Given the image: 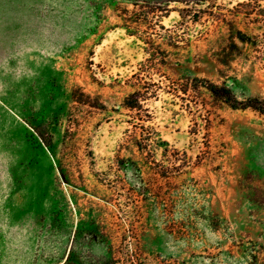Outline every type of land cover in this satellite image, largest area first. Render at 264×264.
Returning <instances> with one entry per match:
<instances>
[{
    "label": "rangeland",
    "instance_id": "rangeland-1",
    "mask_svg": "<svg viewBox=\"0 0 264 264\" xmlns=\"http://www.w3.org/2000/svg\"><path fill=\"white\" fill-rule=\"evenodd\" d=\"M210 85L264 101V0H0V264H264V114Z\"/></svg>",
    "mask_w": 264,
    "mask_h": 264
},
{
    "label": "trees",
    "instance_id": "trees-1",
    "mask_svg": "<svg viewBox=\"0 0 264 264\" xmlns=\"http://www.w3.org/2000/svg\"><path fill=\"white\" fill-rule=\"evenodd\" d=\"M208 90L211 92V94L217 98H221L223 100H225V102L227 104H229L231 107L233 108H237V105H240L242 109H247V108H251L255 111L260 112L261 114H264V101H260L257 99H252V100H248L246 103L244 104H238L232 93L225 88H217L213 85H210ZM233 103V104H232Z\"/></svg>",
    "mask_w": 264,
    "mask_h": 264
}]
</instances>
